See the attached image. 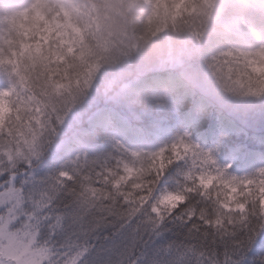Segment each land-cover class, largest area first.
<instances>
[{
  "label": "trees",
  "instance_id": "16d2710c",
  "mask_svg": "<svg viewBox=\"0 0 264 264\" xmlns=\"http://www.w3.org/2000/svg\"><path fill=\"white\" fill-rule=\"evenodd\" d=\"M161 4L0 0V149L76 100L75 130L53 120L48 152L11 174L40 245L82 264H264V8L231 4L186 60L204 0ZM97 66L112 87L70 95ZM154 92L167 114L129 109Z\"/></svg>",
  "mask_w": 264,
  "mask_h": 264
},
{
  "label": "rangeland",
  "instance_id": "374dc122",
  "mask_svg": "<svg viewBox=\"0 0 264 264\" xmlns=\"http://www.w3.org/2000/svg\"><path fill=\"white\" fill-rule=\"evenodd\" d=\"M241 0H204L202 9L196 15L200 20L199 36L196 37V44L192 54L186 56V60L191 59L196 53H200L201 48L208 42L210 36L213 34L215 27L222 23L225 19L223 14L226 13L229 6L235 2ZM169 3L170 8L178 10L184 5L186 0H145V5L154 10L158 7H162L161 3ZM261 7L264 8V0H254ZM52 13H54L52 11ZM154 13V12H153ZM200 15V16H199ZM125 16V15H124ZM232 20H236L237 17L231 16ZM241 19V17L239 18ZM244 27L238 26L237 31L241 32ZM249 37H257L258 32L251 27H248ZM119 36V34H118ZM123 36L120 38L122 41ZM201 54V53H200ZM99 67L91 69L90 74H85L84 82L81 89H74V94H85L89 100L92 101L93 97L102 95L107 87H112V82L107 83L106 89H101L103 85L96 84L95 80L98 76ZM107 69L114 70L111 66ZM111 71L112 79L114 78ZM106 79V77L104 78ZM128 84L122 86V90L128 87ZM126 93L121 95L124 99ZM137 99H132L129 102V109L134 105L133 110L136 109L147 120H151L154 117H161L163 113H168V100L167 93L154 92L150 95H145ZM120 100L125 105V100ZM146 99V101H144ZM77 104L76 100L72 101L70 109H63V102H60L48 110H52L55 114L54 119L51 117L49 122V128L46 130L41 128L42 123L38 122L36 126H33L25 135L21 136L15 142L9 145H5L0 149V264H82L84 253H76L75 255H69L66 258L61 251L47 248L46 245L39 244L40 230L35 223V209L36 202L28 201L22 191L16 188L15 177L12 176V171L24 166H32L37 161H40L48 152L45 146V141L55 131L50 125L54 122L59 125L58 131L62 134L66 127L73 128L70 132L75 130V127L79 124V113L74 109ZM138 108V109H137ZM42 120L41 118H38ZM33 124H36L33 122ZM76 132V131H75ZM56 134V133H55ZM62 142L57 144L56 152L61 148ZM185 149L190 147L181 145ZM53 150V151H54ZM44 154V155H43ZM258 178L259 185L264 184V170L259 171ZM10 174L11 176H9ZM41 198V197H40ZM39 201V199H38ZM41 204V202H39Z\"/></svg>",
  "mask_w": 264,
  "mask_h": 264
}]
</instances>
